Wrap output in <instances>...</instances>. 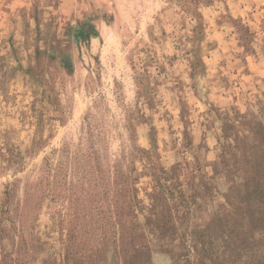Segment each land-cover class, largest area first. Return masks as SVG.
Segmentation results:
<instances>
[{
  "label": "rangeland",
  "instance_id": "1",
  "mask_svg": "<svg viewBox=\"0 0 264 264\" xmlns=\"http://www.w3.org/2000/svg\"><path fill=\"white\" fill-rule=\"evenodd\" d=\"M0 264H264V0H0Z\"/></svg>",
  "mask_w": 264,
  "mask_h": 264
},
{
  "label": "trees",
  "instance_id": "2",
  "mask_svg": "<svg viewBox=\"0 0 264 264\" xmlns=\"http://www.w3.org/2000/svg\"><path fill=\"white\" fill-rule=\"evenodd\" d=\"M88 28H89L90 30H91V29L94 30V27H93L92 25H90V24L88 25Z\"/></svg>",
  "mask_w": 264,
  "mask_h": 264
}]
</instances>
